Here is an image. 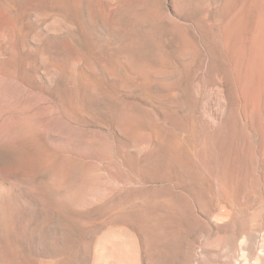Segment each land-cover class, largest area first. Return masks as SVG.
<instances>
[{"label":"rangeland","instance_id":"rangeland-1","mask_svg":"<svg viewBox=\"0 0 264 264\" xmlns=\"http://www.w3.org/2000/svg\"><path fill=\"white\" fill-rule=\"evenodd\" d=\"M255 260L264 0H0V264Z\"/></svg>","mask_w":264,"mask_h":264},{"label":"bare ground","instance_id":"bare-ground-1","mask_svg":"<svg viewBox=\"0 0 264 264\" xmlns=\"http://www.w3.org/2000/svg\"><path fill=\"white\" fill-rule=\"evenodd\" d=\"M244 264H246V263H244ZM253 264H259V261L258 260H255V262Z\"/></svg>","mask_w":264,"mask_h":264}]
</instances>
